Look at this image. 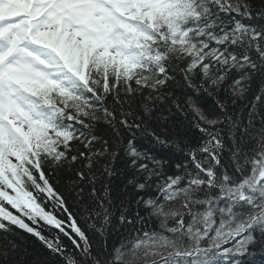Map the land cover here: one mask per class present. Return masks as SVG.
I'll return each instance as SVG.
<instances>
[{
	"label": "snow or ice",
	"instance_id": "6c2138e0",
	"mask_svg": "<svg viewBox=\"0 0 264 264\" xmlns=\"http://www.w3.org/2000/svg\"><path fill=\"white\" fill-rule=\"evenodd\" d=\"M256 245L264 0H0V264Z\"/></svg>",
	"mask_w": 264,
	"mask_h": 264
},
{
	"label": "trees",
	"instance_id": "16d2710c",
	"mask_svg": "<svg viewBox=\"0 0 264 264\" xmlns=\"http://www.w3.org/2000/svg\"><path fill=\"white\" fill-rule=\"evenodd\" d=\"M10 210H12V209H10ZM13 211H15V210H13ZM45 231L47 234L48 230L46 229ZM21 235L25 236V238L29 241H31L33 239L31 236H29L26 233H21ZM250 251H252L254 254L245 258L246 264H264V250H262L259 245H256L253 249H250Z\"/></svg>",
	"mask_w": 264,
	"mask_h": 264
}]
</instances>
